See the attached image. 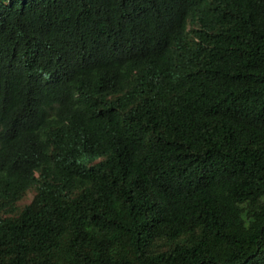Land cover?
I'll return each instance as SVG.
<instances>
[{
    "label": "trees",
    "instance_id": "trees-1",
    "mask_svg": "<svg viewBox=\"0 0 264 264\" xmlns=\"http://www.w3.org/2000/svg\"><path fill=\"white\" fill-rule=\"evenodd\" d=\"M0 264H264V0H0Z\"/></svg>",
    "mask_w": 264,
    "mask_h": 264
}]
</instances>
